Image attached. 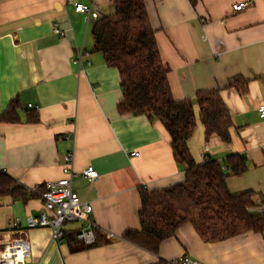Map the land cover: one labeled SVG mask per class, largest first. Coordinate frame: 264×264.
<instances>
[{
    "label": "crops",
    "instance_id": "obj_1",
    "mask_svg": "<svg viewBox=\"0 0 264 264\" xmlns=\"http://www.w3.org/2000/svg\"><path fill=\"white\" fill-rule=\"evenodd\" d=\"M144 1L170 67L173 96L194 100L200 90L221 89L233 120L229 144L216 135L207 139L195 104L196 127L188 141L193 158L222 163L232 154L243 156L247 169L229 175L228 188L233 194L252 191L258 204L251 212L264 214V118L258 111L264 104V0ZM77 2L92 6L93 14L76 11ZM239 2L247 7L234 12ZM114 12V0H0V114L13 100L21 104L20 122L0 123V167L28 190L26 200L0 197V246L26 239L28 264H177L185 255L205 264H264V233L206 242L186 224L157 253L122 238L141 227L140 188H167L186 175L161 123L118 112L120 74L94 50L92 32L98 18ZM56 24L63 36L54 32ZM80 54L82 68L75 63ZM234 77L247 81L245 92L228 86ZM30 111L38 122H28ZM69 151L73 190L92 204L99 232L113 234L108 242L84 246L70 234L54 241L49 227L26 229L27 218L44 210L45 186L32 188L61 178ZM90 165L98 172L95 180L83 175ZM14 219L21 229L11 228ZM80 226L68 223L65 231Z\"/></svg>",
    "mask_w": 264,
    "mask_h": 264
},
{
    "label": "trees",
    "instance_id": "obj_2",
    "mask_svg": "<svg viewBox=\"0 0 264 264\" xmlns=\"http://www.w3.org/2000/svg\"><path fill=\"white\" fill-rule=\"evenodd\" d=\"M115 12L98 18L93 25L94 50L102 53L108 66L117 68L123 97L117 104L122 115H146L152 123L163 125L171 139L173 156L185 168V180L173 186L148 190L140 188V229H128L122 238L157 253L161 243L178 229L191 224L206 242L223 241L246 232L264 233V214L252 213L258 203L252 191L233 194L228 188L229 175L242 174L246 160L239 154L224 162L207 159L198 163L188 141L196 127L194 105L200 107V119L206 138L218 136L224 144L232 139L233 120L221 95V89H205L192 99H176L168 79L170 67L161 57L144 0H114ZM246 80L234 77L228 86L247 89ZM21 104L13 100L0 114V123L20 122ZM28 122H38L29 112ZM42 188V187H41ZM28 190L6 172L0 174V197L26 200ZM264 202V201H262ZM78 230L66 232L84 246L108 242L98 232L97 242L85 245L77 238ZM156 264H169L160 260Z\"/></svg>",
    "mask_w": 264,
    "mask_h": 264
},
{
    "label": "built area",
    "instance_id": "obj_3",
    "mask_svg": "<svg viewBox=\"0 0 264 264\" xmlns=\"http://www.w3.org/2000/svg\"><path fill=\"white\" fill-rule=\"evenodd\" d=\"M247 7L246 2H239L233 5V11L239 12ZM75 9L78 12L93 14L92 6L86 5L82 2L75 4ZM54 32L65 34L58 24L54 26ZM83 54H80L75 59L81 68ZM32 106V105H29ZM35 109H38L36 106ZM260 116L264 118V104H261L258 109ZM207 148L204 149L202 157L205 158ZM133 156H139L140 153L134 151L131 153ZM5 172L0 167V174ZM63 176L56 181H49L45 185H36L32 188V191H38L41 187L46 188L41 192V198L44 202V210L41 212L38 218L29 216L27 218L26 229L49 227L52 232V239L54 241H62L65 237V225L73 222H80L81 226L78 229L77 238L85 245H92L97 242L99 227L92 219L93 206L90 203H84L80 201L78 193L73 190V178L75 176L74 170V154L69 151L63 155L62 165ZM83 175L89 180H95L98 177L97 170L92 166H88L83 170ZM10 226L13 229H21L19 219H14L10 222ZM106 239L113 237L112 233L105 235ZM30 252V246L26 239L20 238L7 242L0 246V264H28L26 261ZM177 264H205L190 256H181L176 261Z\"/></svg>",
    "mask_w": 264,
    "mask_h": 264
},
{
    "label": "rangeland",
    "instance_id": "obj_4",
    "mask_svg": "<svg viewBox=\"0 0 264 264\" xmlns=\"http://www.w3.org/2000/svg\"><path fill=\"white\" fill-rule=\"evenodd\" d=\"M73 223H77V222H73Z\"/></svg>",
    "mask_w": 264,
    "mask_h": 264
}]
</instances>
